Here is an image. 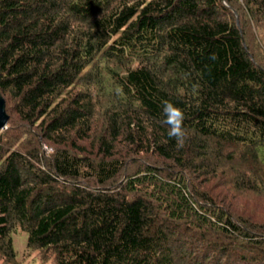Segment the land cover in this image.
Masks as SVG:
<instances>
[{"label":"trees","instance_id":"16d2710c","mask_svg":"<svg viewBox=\"0 0 264 264\" xmlns=\"http://www.w3.org/2000/svg\"><path fill=\"white\" fill-rule=\"evenodd\" d=\"M236 1L0 0V264L18 227L53 264H264V0Z\"/></svg>","mask_w":264,"mask_h":264},{"label":"rangeland","instance_id":"374dc122","mask_svg":"<svg viewBox=\"0 0 264 264\" xmlns=\"http://www.w3.org/2000/svg\"><path fill=\"white\" fill-rule=\"evenodd\" d=\"M232 6H233V8H235V10L237 12H239V16L243 17L245 20L244 14H246V13H243V11H244L243 2L241 1L239 3L236 0H232ZM250 22H248V20H246L245 29L247 31V35L250 38L251 42L253 43V45H255L254 48L258 49L260 46V43H262L264 45V30L262 28H260V29H258L259 32H257L255 27H253V24H251V26L249 25ZM253 33H255V35L258 37L259 41H257V39ZM263 51H264V47H263ZM7 127H8V123H7ZM48 151L52 152V149H48ZM134 167L135 166H132L131 168H134ZM216 180H218V179L216 178ZM224 189H226V188H224ZM249 201L253 207L258 208L257 210L261 209L263 212V216H264V201H261V200H249ZM13 238H14L15 248L18 252V257L24 264H53L51 260L43 261L41 259V255L39 254V252L37 250L30 251L28 249V247H27L28 233L26 231L22 230L20 227H18L16 229V231L13 232Z\"/></svg>","mask_w":264,"mask_h":264},{"label":"clouds","instance_id":"9594fccd","mask_svg":"<svg viewBox=\"0 0 264 264\" xmlns=\"http://www.w3.org/2000/svg\"><path fill=\"white\" fill-rule=\"evenodd\" d=\"M210 58L215 60L217 58L216 54L212 53ZM162 111L165 116L164 123L169 126L168 137L175 139L177 147L182 148L187 138V131L183 126L185 120L184 110L170 101H164Z\"/></svg>","mask_w":264,"mask_h":264},{"label":"water","instance_id":"95a60500","mask_svg":"<svg viewBox=\"0 0 264 264\" xmlns=\"http://www.w3.org/2000/svg\"><path fill=\"white\" fill-rule=\"evenodd\" d=\"M10 119V115L6 110V100L0 94V131L7 127V123Z\"/></svg>","mask_w":264,"mask_h":264}]
</instances>
